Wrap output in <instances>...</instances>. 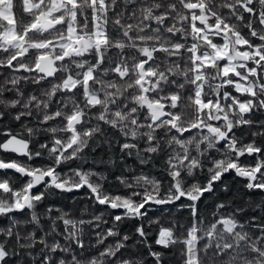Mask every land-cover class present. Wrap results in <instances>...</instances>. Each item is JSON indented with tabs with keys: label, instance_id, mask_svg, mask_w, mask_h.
<instances>
[{
	"label": "snow or ice",
	"instance_id": "1",
	"mask_svg": "<svg viewBox=\"0 0 264 264\" xmlns=\"http://www.w3.org/2000/svg\"><path fill=\"white\" fill-rule=\"evenodd\" d=\"M149 261L264 264V0H0V264Z\"/></svg>",
	"mask_w": 264,
	"mask_h": 264
},
{
	"label": "trees",
	"instance_id": "2",
	"mask_svg": "<svg viewBox=\"0 0 264 264\" xmlns=\"http://www.w3.org/2000/svg\"><path fill=\"white\" fill-rule=\"evenodd\" d=\"M16 2L18 4L19 0H16ZM17 15L19 16V10L18 9H17ZM15 127H18V125H16ZM247 142L248 141L246 140L245 143H247ZM101 151H102L101 149H98L97 153L95 155L99 156ZM13 158H15V157H13ZM105 159H107V156H105ZM241 161L244 163H249V162L254 163V161H252L251 158H245V157H242ZM39 163H40V161L37 160L36 164H39ZM128 163L132 164L134 167L136 165L135 160L131 157L128 159ZM85 167H88V165H86ZM64 170H66V169H64ZM97 170H105V166L98 165ZM147 170H148L147 167H144V171H147ZM137 171H139V169H137ZM9 175H11V172H9ZM114 175H119V171L115 170ZM114 175L110 178L114 179ZM224 181H225V183H227L229 185L231 191L228 194L219 193L220 200H225V199L231 198L233 195L237 196L238 198L243 197L244 199H247L246 190L243 188L244 180L242 178L235 177V173H231V174L225 175ZM20 183H23V181H20ZM84 195H85V190L82 189L80 191L73 192V193H64L62 196L61 195L53 196L50 198V200H51V202L55 203L57 206L72 208L74 205L73 197H77V198H80V200H79V203L76 205V207L83 208L85 206H90V201L87 199H83ZM253 198L255 200H259L261 198V194L257 193L254 195ZM206 199L210 200V198H207V197H206ZM216 202L218 203L220 201H216ZM90 210H91V208H90ZM213 210H214V205L210 203L209 207H208V211L211 212ZM156 216H160V213L156 212L154 214L153 218H155ZM169 219H170V217H161V224L163 226H170L168 223ZM135 223H136L135 221H127L123 225V230L124 231H129V230L134 231V224ZM145 225L147 226L146 221H145ZM158 227H159L158 225L152 226L153 235L155 234V231L158 230ZM157 247H159V246H157ZM149 264H151V261H149Z\"/></svg>",
	"mask_w": 264,
	"mask_h": 264
}]
</instances>
